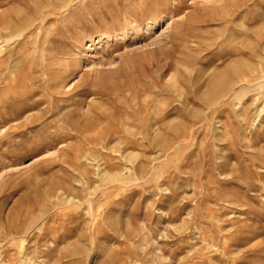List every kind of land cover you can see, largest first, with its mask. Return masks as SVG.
I'll list each match as a JSON object with an SVG mask.
<instances>
[{"label": "rangeland", "instance_id": "rangeland-1", "mask_svg": "<svg viewBox=\"0 0 264 264\" xmlns=\"http://www.w3.org/2000/svg\"><path fill=\"white\" fill-rule=\"evenodd\" d=\"M0 264H264V0H0Z\"/></svg>", "mask_w": 264, "mask_h": 264}, {"label": "bare ground", "instance_id": "bare-ground-1", "mask_svg": "<svg viewBox=\"0 0 264 264\" xmlns=\"http://www.w3.org/2000/svg\"><path fill=\"white\" fill-rule=\"evenodd\" d=\"M224 80H221L218 82L212 94L213 97L211 98L210 101H207L205 105L214 106L217 102H219L222 98H224L230 92V90L234 87V86H230L227 83H225Z\"/></svg>", "mask_w": 264, "mask_h": 264}]
</instances>
